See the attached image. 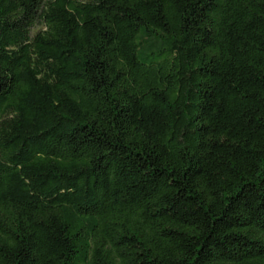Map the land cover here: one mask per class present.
Here are the masks:
<instances>
[{"label": "trees", "instance_id": "obj_1", "mask_svg": "<svg viewBox=\"0 0 264 264\" xmlns=\"http://www.w3.org/2000/svg\"><path fill=\"white\" fill-rule=\"evenodd\" d=\"M0 264H264V0H0Z\"/></svg>", "mask_w": 264, "mask_h": 264}, {"label": "rangeland", "instance_id": "obj_2", "mask_svg": "<svg viewBox=\"0 0 264 264\" xmlns=\"http://www.w3.org/2000/svg\"><path fill=\"white\" fill-rule=\"evenodd\" d=\"M37 30H39V26L35 25V27L32 29V33H35Z\"/></svg>", "mask_w": 264, "mask_h": 264}]
</instances>
